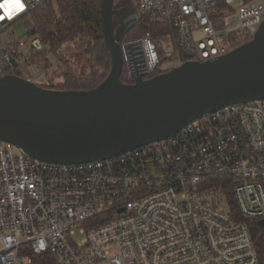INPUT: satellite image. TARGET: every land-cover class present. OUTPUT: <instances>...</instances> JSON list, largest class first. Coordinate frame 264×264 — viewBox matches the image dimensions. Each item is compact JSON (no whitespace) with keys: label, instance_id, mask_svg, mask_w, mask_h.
Returning <instances> with one entry per match:
<instances>
[{"label":"built area","instance_id":"obj_1","mask_svg":"<svg viewBox=\"0 0 264 264\" xmlns=\"http://www.w3.org/2000/svg\"><path fill=\"white\" fill-rule=\"evenodd\" d=\"M51 1L21 0L11 17L0 8V79L52 86L45 78L60 63L48 53L42 70L33 56L47 47L32 35L33 13ZM133 1L139 19L170 30L160 43L151 33L122 42L127 84L223 58L234 50L230 34L253 37L264 24V0ZM214 177L230 181L245 221L210 186ZM263 220L264 101L228 105L167 140L82 164L38 161L0 143V264H32L30 253L49 254V264H262L246 221Z\"/></svg>","mask_w":264,"mask_h":264},{"label":"water","instance_id":"obj_2","mask_svg":"<svg viewBox=\"0 0 264 264\" xmlns=\"http://www.w3.org/2000/svg\"><path fill=\"white\" fill-rule=\"evenodd\" d=\"M114 14V0H101L112 71L98 88L49 90L15 76L0 79V143L38 161L82 164L167 140L228 105L264 101V24L223 58L126 84L119 40L139 16L115 28ZM258 226L264 229V220Z\"/></svg>","mask_w":264,"mask_h":264},{"label":"trees","instance_id":"obj_3","mask_svg":"<svg viewBox=\"0 0 264 264\" xmlns=\"http://www.w3.org/2000/svg\"><path fill=\"white\" fill-rule=\"evenodd\" d=\"M52 1H55L59 9V18L52 11ZM40 6L33 13L35 29L33 36L39 37L46 44V51L33 56L34 60L41 62V69L47 71L50 64L47 62L48 53H52L60 63L55 73L64 70L59 83L53 81L49 89L60 91H90L101 86L110 76L112 71V57L109 47L104 39L101 22V0H52ZM170 26L153 23L147 18H141L119 40L121 45L131 32L151 33L156 43H160V35L169 32ZM217 29H222L219 25ZM249 30L230 34L225 39V44L236 49L252 40ZM76 54L82 55L88 64L89 70H83L82 62L74 55H67L66 50L71 48ZM122 81L129 83L122 73ZM210 186L222 189L221 201H223L232 215L241 221L231 183L223 177L210 179ZM254 242L260 256H264V229L257 222H249ZM32 264H49V254H29Z\"/></svg>","mask_w":264,"mask_h":264},{"label":"rangeland","instance_id":"obj_4","mask_svg":"<svg viewBox=\"0 0 264 264\" xmlns=\"http://www.w3.org/2000/svg\"><path fill=\"white\" fill-rule=\"evenodd\" d=\"M117 8L123 9L125 11L124 12L125 14H128V13L130 14L135 10L134 1L133 0H114V12L116 11V13H117V10H115V9H117ZM52 11H53L55 17L59 18V9H58V5L55 1H52ZM120 19H121L120 16L119 17L116 16V20L114 21L115 28H117L119 26L118 23H119ZM15 34L18 38H23V37L27 36V31L24 28H18L15 31ZM143 36H144L143 33L131 32V34H128L127 38H125L123 40V42L136 40V39L142 38ZM65 52L67 55L76 56L82 62V65H83L82 69L83 70H86V71L89 70L86 59L82 55L76 54L75 51L72 49V47L67 49ZM63 71L64 70H61L59 73H55V71H51L50 73L47 74L45 79L48 82H51L53 80L56 83H59L60 79L58 78V76L61 75ZM77 238H78V240H81L83 237L81 235H78ZM260 260H261V263L264 264V256H260Z\"/></svg>","mask_w":264,"mask_h":264},{"label":"snow or ice","instance_id":"obj_5","mask_svg":"<svg viewBox=\"0 0 264 264\" xmlns=\"http://www.w3.org/2000/svg\"><path fill=\"white\" fill-rule=\"evenodd\" d=\"M0 8H4L9 17L13 16L16 12L23 10L24 4L21 0H7L5 4H0Z\"/></svg>","mask_w":264,"mask_h":264},{"label":"flooded vegetation","instance_id":"obj_6","mask_svg":"<svg viewBox=\"0 0 264 264\" xmlns=\"http://www.w3.org/2000/svg\"><path fill=\"white\" fill-rule=\"evenodd\" d=\"M115 10H117V13H116V11H115V14H114V21L116 20V16L117 17H121V19H120V21H119V23H118V25L119 24H121L123 21H125L126 19H128V17H129V15L131 16L133 13H136V8H135V10L132 12V13H128V14H125L124 12V10L123 9H120V8H117V9H115ZM118 28V27H117Z\"/></svg>","mask_w":264,"mask_h":264}]
</instances>
